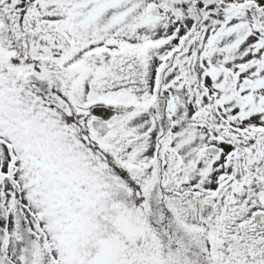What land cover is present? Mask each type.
I'll list each match as a JSON object with an SVG mask.
<instances>
[{
  "label": "snow or ice",
  "instance_id": "1",
  "mask_svg": "<svg viewBox=\"0 0 264 264\" xmlns=\"http://www.w3.org/2000/svg\"><path fill=\"white\" fill-rule=\"evenodd\" d=\"M0 264H264V0H0Z\"/></svg>",
  "mask_w": 264,
  "mask_h": 264
}]
</instances>
